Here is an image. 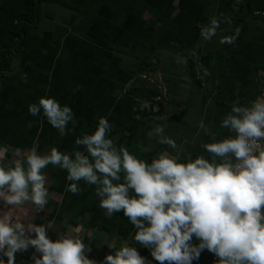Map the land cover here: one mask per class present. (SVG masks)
Returning a JSON list of instances; mask_svg holds the SVG:
<instances>
[{
	"label": "crops",
	"instance_id": "crops-1",
	"mask_svg": "<svg viewBox=\"0 0 264 264\" xmlns=\"http://www.w3.org/2000/svg\"><path fill=\"white\" fill-rule=\"evenodd\" d=\"M28 7L29 0H0L2 146L26 150L38 143L41 152L51 145L71 152L79 147L76 137L93 131L103 115L116 143L143 159L174 151L149 136L158 123L193 156H208L202 144L211 137L199 123L227 135L220 121L232 104L260 96L264 20L253 12L264 10V0H36L34 17L24 23ZM213 15L232 23L222 22L224 31L206 41L201 26ZM236 27V42L221 44ZM47 95L75 114L63 136L42 112H29ZM45 171L50 197L36 222L54 224L50 236L82 228L88 255L98 262L114 251L106 241H131V222L123 212L106 216L94 186L80 181L82 191L73 194L66 170L49 165ZM32 251L17 253L16 264H32ZM139 251L152 259L148 248ZM210 254L204 250L199 260Z\"/></svg>",
	"mask_w": 264,
	"mask_h": 264
},
{
	"label": "clouds",
	"instance_id": "clouds-1",
	"mask_svg": "<svg viewBox=\"0 0 264 264\" xmlns=\"http://www.w3.org/2000/svg\"><path fill=\"white\" fill-rule=\"evenodd\" d=\"M222 22L232 23L210 16L201 26L202 38L211 41L224 31ZM239 34L236 27L220 43L234 44ZM28 107L34 116L42 112L61 136L76 123L72 107L55 96H41ZM220 126L227 135L199 123L211 137L202 144L208 156H193L158 123L149 136L174 151L143 159L116 143L103 115L93 131L76 137L79 147L71 152L56 145L41 152L38 143L26 150L0 145V264H16L17 253L29 249L32 264H193L204 250L217 257L215 264H264V96L234 102ZM49 165L66 170L73 194L82 191L80 181L94 186L106 216L123 212L135 243L106 241L114 251L98 262L88 255L82 228L50 236L55 225L36 222L49 202ZM140 247L148 248L152 259Z\"/></svg>",
	"mask_w": 264,
	"mask_h": 264
},
{
	"label": "built area",
	"instance_id": "built-area-1",
	"mask_svg": "<svg viewBox=\"0 0 264 264\" xmlns=\"http://www.w3.org/2000/svg\"><path fill=\"white\" fill-rule=\"evenodd\" d=\"M254 15L261 17L264 20V10H257L253 12ZM143 78H146L145 74H142ZM260 81V96H264V70L261 72V75L258 76ZM217 257L211 253L206 260H197L194 264H215Z\"/></svg>",
	"mask_w": 264,
	"mask_h": 264
},
{
	"label": "trees",
	"instance_id": "trees-1",
	"mask_svg": "<svg viewBox=\"0 0 264 264\" xmlns=\"http://www.w3.org/2000/svg\"><path fill=\"white\" fill-rule=\"evenodd\" d=\"M35 8H36V0H29V7H28V11L24 16V19H22V21H24V23H29L31 22V19L34 17L35 15ZM18 26V27H17ZM16 26V33L18 37H20V33H23V29L21 31V26H22V22L20 21L19 24ZM20 29V30H19ZM4 63V61H3Z\"/></svg>",
	"mask_w": 264,
	"mask_h": 264
}]
</instances>
